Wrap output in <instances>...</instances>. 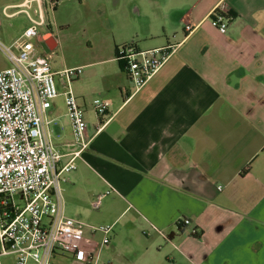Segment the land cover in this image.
Masks as SVG:
<instances>
[{"label": "crops", "instance_id": "crops-1", "mask_svg": "<svg viewBox=\"0 0 264 264\" xmlns=\"http://www.w3.org/2000/svg\"><path fill=\"white\" fill-rule=\"evenodd\" d=\"M220 2L226 32L209 22ZM65 4L110 6L116 20L97 61L67 67L83 69L71 90L85 109L88 146L74 142L58 82L46 117L60 166L79 151L61 184L65 215H86L102 196L105 217L87 225H112L95 264L140 252V264H264V0H0V37L10 45L35 26V43L54 50L47 22ZM128 31L135 38L118 40ZM129 42L176 46L135 93L114 57ZM94 99L109 103L102 127Z\"/></svg>", "mask_w": 264, "mask_h": 264}, {"label": "built area", "instance_id": "built-area-1", "mask_svg": "<svg viewBox=\"0 0 264 264\" xmlns=\"http://www.w3.org/2000/svg\"><path fill=\"white\" fill-rule=\"evenodd\" d=\"M209 22L218 31H227L229 17L222 2L210 12ZM194 27L187 25L185 31L190 33ZM37 38V28L30 26L12 44L0 42V51L9 63L0 71V259L13 255V264H26L30 259L35 264H53L54 255L60 254L77 264H95L99 251L110 242L112 225L90 226L65 215L61 184L76 168L79 151L60 166L62 156L46 133L47 111L58 96V82L65 89L74 142L81 151L88 146L85 109L71 90L83 69L53 72L54 50L42 42L37 45ZM40 48L45 54H39ZM175 49L169 44L139 50L133 42L117 48L115 59L121 63L132 93L147 84ZM90 106L102 127L109 103L94 99ZM101 199L97 198L95 208ZM181 222L189 223L187 219Z\"/></svg>", "mask_w": 264, "mask_h": 264}, {"label": "rangeland", "instance_id": "rangeland-1", "mask_svg": "<svg viewBox=\"0 0 264 264\" xmlns=\"http://www.w3.org/2000/svg\"><path fill=\"white\" fill-rule=\"evenodd\" d=\"M78 7L76 4L60 5L53 12L55 20L47 22L51 26L54 39L58 40V46L54 49L52 64L57 66L59 70L75 66L78 63L97 61L102 54L101 48L112 40L111 27L116 24L114 15L111 13L112 7H105L104 13H97L95 7L87 6V4L84 7ZM135 33L125 32L118 36V40L135 38ZM0 42L5 46L9 45L1 37ZM8 67L9 63L0 51V71ZM74 83L75 81L72 83L71 88H73ZM15 201L21 205L18 197ZM104 217L101 209L92 208L86 215L75 217V219L84 224L92 225L94 221L99 222ZM141 256V252L136 257L124 253L117 258L106 261L104 264H140L138 261ZM0 260L2 264H13V255L3 256ZM53 261L54 259H52ZM26 264H35V262L30 259Z\"/></svg>", "mask_w": 264, "mask_h": 264}, {"label": "trees", "instance_id": "trees-1", "mask_svg": "<svg viewBox=\"0 0 264 264\" xmlns=\"http://www.w3.org/2000/svg\"><path fill=\"white\" fill-rule=\"evenodd\" d=\"M119 62V61H118ZM120 63V62H119ZM120 67L122 68V65H121V63H120ZM193 235L195 236V237H200V234L197 232V231H195L194 230V232H193Z\"/></svg>", "mask_w": 264, "mask_h": 264}]
</instances>
